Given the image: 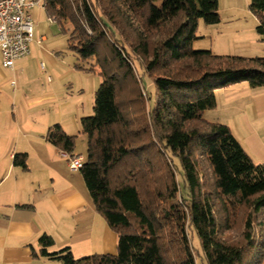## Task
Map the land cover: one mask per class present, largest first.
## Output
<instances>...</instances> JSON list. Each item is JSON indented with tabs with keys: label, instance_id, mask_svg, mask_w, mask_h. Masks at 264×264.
Instances as JSON below:
<instances>
[{
	"label": "trees",
	"instance_id": "16d2710c",
	"mask_svg": "<svg viewBox=\"0 0 264 264\" xmlns=\"http://www.w3.org/2000/svg\"><path fill=\"white\" fill-rule=\"evenodd\" d=\"M42 4L49 19L71 25L67 43L78 58L101 68L93 114L80 120L86 152L78 170L117 241L113 255L75 259L68 247L48 252L53 241L43 234L38 255L63 264H196L189 227L205 264H264V164L226 125L203 118L216 107L215 90L264 87V56L191 48L199 21L220 22L218 0ZM249 10L264 41V0H250ZM137 71L152 84L147 107ZM74 138L59 124L44 136L68 156ZM13 164L26 169V154H14ZM239 220L238 238L227 236Z\"/></svg>",
	"mask_w": 264,
	"mask_h": 264
},
{
	"label": "crops",
	"instance_id": "0c3cea01",
	"mask_svg": "<svg viewBox=\"0 0 264 264\" xmlns=\"http://www.w3.org/2000/svg\"><path fill=\"white\" fill-rule=\"evenodd\" d=\"M249 4L250 0H218L220 22L206 25L214 30L213 34L215 33L214 54H234L247 58L264 54V41L256 32L258 20L249 10ZM38 7L31 10L34 38L29 44V54L16 61L13 69L2 67L0 54V115L4 111L2 104L6 97L2 90L6 84L7 71L20 72L26 81H35L36 78L30 77V72L38 71L35 67L38 59L46 60L52 65L56 63L53 52L42 45L46 41V37L41 35L45 22H36L39 16ZM46 19L49 21L47 16ZM220 25H225V28ZM42 74L39 72L40 76ZM48 81H51L49 77ZM41 88L44 93L52 94L29 98V106L46 100L60 104L59 107L63 106L61 101H57L53 87L47 88L42 84ZM222 91H227L223 96L229 107V128L234 130L235 138L251 160L256 164H264V87L251 88L245 82L237 83L215 90V97ZM216 107L212 110H216ZM59 121L62 122V114H59ZM44 123L46 133L50 123ZM26 136L25 138L35 137L33 134ZM44 136H38L43 139V144L30 143V149L25 150L26 169L13 164V155L21 149L9 150L6 143L9 140L0 137V264L59 263L57 260L38 255V239L43 234L53 241V245L47 249L48 252L68 247L74 258L91 255L93 223L100 228L99 252H96L115 254L116 235L95 211L91 198L83 194V186L69 170L63 152L46 142ZM32 156L36 160H33ZM92 209L93 214L90 213ZM88 213L95 220L89 222L88 228L85 229ZM79 222L84 226L83 230H77L76 225Z\"/></svg>",
	"mask_w": 264,
	"mask_h": 264
},
{
	"label": "rangeland",
	"instance_id": "374dc122",
	"mask_svg": "<svg viewBox=\"0 0 264 264\" xmlns=\"http://www.w3.org/2000/svg\"><path fill=\"white\" fill-rule=\"evenodd\" d=\"M40 6L38 7L39 16L36 19V22L38 23L40 20L45 22L41 30V32L43 31L41 35L46 37V41L43 42L42 45L47 47L49 51L53 52V57L56 58V63L55 65H52L46 60L38 59L37 62H35V67L38 71L30 72V77L36 78L35 81H26L24 79V75H20V72L9 73L7 71L6 84L2 90V94L6 98L4 100V104H2L4 111L0 115V137H5L6 140H9L6 141L8 144L7 148L9 150L14 151V148H18L21 150H17V153H27L25 150L30 149V143H32V145H38L40 143L43 144V139L38 136L46 134L44 132V127L46 125L44 123L45 121L50 123L48 128L54 124H59L67 135L75 137L74 154L84 158L86 152V137L81 133L80 120L83 117H88L93 114L94 95L102 81V76L98 74L101 68L99 65L92 66L95 63V60L93 59L81 60L78 58V56L68 47L67 43L71 25L68 22L61 25L55 21H48V19H46V14ZM205 26L206 25L202 22H198L195 31V40L192 41L191 48L193 50H209L214 54L213 35L215 33L213 34V29ZM220 26L225 28V25ZM261 55L262 56L259 57L264 56V54ZM225 56L239 55L227 54ZM40 63H43L44 68L40 67ZM92 67L95 68V71H86ZM33 69L34 67L31 70ZM39 72L43 73L42 76L39 75ZM137 72L142 79V82L139 80V84L140 86H144H141L140 89H142L144 107H147V95L152 92V84H150L149 79L142 76L140 71ZM30 77L28 79H30ZM48 77L51 79L50 82L48 81ZM42 84L47 88L53 87V90L58 98L57 101H61L60 103H63L62 107H59L60 104L51 100H46L40 102L39 104L29 106L31 98L52 94L51 92L44 93L41 88ZM143 88H145V90ZM226 92L227 91H222L221 93H217V98L215 97L216 104H218L216 110H206L203 114V118L207 122H217L226 125L229 128V107L227 106L223 96ZM25 96L28 98H25ZM59 114H62V122H60L61 120L59 121ZM229 129L232 134L235 133L232 128ZM28 134H33L35 137L25 138ZM32 158H34L33 160H36L35 157L32 156ZM65 161L68 166L66 158ZM71 172L75 174L81 186H83V194H87L86 196H89L79 170ZM90 213L93 214V209ZM93 219L92 215H89V213L86 214L85 229L88 228V223L93 221ZM240 223L241 220H239V223L236 224L234 228L235 232H229L226 233V235L237 239V232L240 230L241 225ZM92 226L93 228L91 227L90 241L91 255L99 254L98 231L100 230L96 224L93 223ZM76 227L77 230L84 229V226H81L80 222L77 223ZM186 232L195 252V263L205 264V260L202 256L195 234L192 233L189 227H187ZM82 257L85 256L75 259ZM57 264L63 263L59 261Z\"/></svg>",
	"mask_w": 264,
	"mask_h": 264
},
{
	"label": "built area",
	"instance_id": "2783aa9c",
	"mask_svg": "<svg viewBox=\"0 0 264 264\" xmlns=\"http://www.w3.org/2000/svg\"><path fill=\"white\" fill-rule=\"evenodd\" d=\"M40 5L43 8L42 0H0V54L3 68L13 69L16 61L29 54V44L34 38L31 10ZM40 67H44L43 63ZM63 156L71 171L81 168L82 157L65 153Z\"/></svg>",
	"mask_w": 264,
	"mask_h": 264
}]
</instances>
